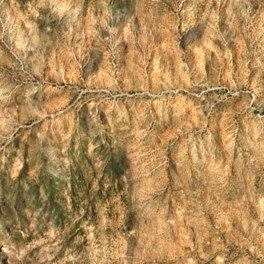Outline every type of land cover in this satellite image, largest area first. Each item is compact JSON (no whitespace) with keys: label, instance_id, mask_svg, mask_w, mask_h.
Instances as JSON below:
<instances>
[{"label":"rangeland","instance_id":"1","mask_svg":"<svg viewBox=\"0 0 264 264\" xmlns=\"http://www.w3.org/2000/svg\"><path fill=\"white\" fill-rule=\"evenodd\" d=\"M0 264H264V0H0Z\"/></svg>","mask_w":264,"mask_h":264}]
</instances>
